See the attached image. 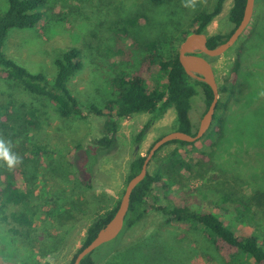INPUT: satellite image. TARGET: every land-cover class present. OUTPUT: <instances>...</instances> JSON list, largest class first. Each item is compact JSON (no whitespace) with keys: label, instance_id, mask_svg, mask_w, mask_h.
<instances>
[{"label":"trees","instance_id":"trees-1","mask_svg":"<svg viewBox=\"0 0 264 264\" xmlns=\"http://www.w3.org/2000/svg\"><path fill=\"white\" fill-rule=\"evenodd\" d=\"M6 1L7 9L0 12V132L7 138H11L14 133V125L19 124L21 130L17 132L16 137L23 147L20 155H17L14 149L10 150L12 154L21 158L20 163L12 168H9L6 163V166L0 169V220L5 225L11 224L7 230L9 232L8 237L12 242L20 244V250L29 249L31 256H35V258L36 255L44 257L60 249L70 231L68 222L75 218L74 213L89 211L85 209L87 200H83L79 196L74 199L79 209L71 206L70 210L55 212L58 206L54 199H51V208L42 209L41 204H32L34 201L33 190L27 185L25 188L21 185L22 178L23 181L28 180L26 176H30L28 181L32 182L35 179L33 174L28 176L26 173L25 168L28 159L27 156H23L27 155L28 151L30 155L35 157H42L49 152L47 145L35 142L28 149V145L24 143V140L32 139L28 134L30 131L28 126L38 125L42 113L46 112L43 110L44 107L50 105L54 113L62 119L102 118L99 135L95 136L87 145L79 143L73 147V161L68 160V167L63 170L66 176H55L62 183L83 186L89 191L92 189V179L97 171L103 151L111 148L118 141V121L121 118L141 112L150 114L148 120L135 135L136 143L141 141L154 121L161 118L170 108L175 110L176 115L174 130L194 134L197 128H194L189 117V112L193 106L192 99L202 92L201 96L206 111L213 94L207 84L186 74L178 60L177 53L168 56L163 54L161 43L172 35L173 32L168 31L171 29L170 26H162L160 33H158L157 28V33L153 36L144 33V27L148 26L147 23L150 21V13L157 7L172 6L174 0H142L135 5H128V12L118 14V18H112L110 25L115 41L113 46H109L105 50V58L109 62L107 67L112 70L111 75L107 78L112 95L101 106L94 103H87V105L82 106L68 87L69 79L83 65L82 54L78 47L68 45L58 51L53 60L56 71L52 79H48L41 72L29 71L6 55L4 46L8 31L12 28H34L41 24L47 16L48 0ZM224 1L215 0L211 7L200 10L194 9L195 7L183 8L184 12L186 10L193 11L191 12L192 18L189 27L181 34L180 41H183L187 35L193 32L205 33L208 24L221 12ZM175 2L184 4L183 0H175ZM185 2L187 3V0ZM198 2L199 0H196L195 6L198 5ZM245 3L246 0H232L228 12V21L232 27L226 33L208 35L206 44L209 48L224 42L230 36L242 18ZM172 9L169 11L170 13H173ZM187 13L189 14L190 11ZM179 24L174 27V30H178ZM248 29L251 34L236 46L229 98L226 100L218 98L216 104L213 126L211 127V140L206 145L209 148L208 151L192 152L193 149H196L194 146L196 141L202 137L194 142L172 140L163 145L161 148L170 144H178L167 155H164L165 159L159 166L152 171L147 170L146 176L132 191L121 233L114 240L86 255L80 264H97L100 259L112 252L114 254L109 257L106 264H141L147 258L175 264L174 260L179 249L187 250L189 254L194 253L197 248L196 244H198L195 239L198 235H201L208 244H211L222 257L233 256L232 260L236 261L246 257L257 264H264V233L259 230L260 226H255L260 223L255 219L256 212L254 210L255 207L264 203V188H252L251 195L247 196L241 191H237L233 186L234 184L230 183L229 180L225 179L224 182H219L223 186L222 190H227L220 194L221 202L228 204L229 210L239 223L252 228L251 233L237 235L229 223L223 220L221 213L216 211L218 209L205 207L195 192L197 189L186 186L183 180L190 173H193L195 177L205 178L208 173L214 170L215 155L220 151L216 152V148H230L225 141L232 102L230 96L234 94V88H236L234 82L237 75L238 78L240 74L241 77L243 75L244 78L248 77L246 72L241 73L243 68L241 54L254 32L250 26L245 31ZM134 56L137 58L135 64ZM119 63L125 64L124 67L117 68ZM155 68L159 74V80L156 86L150 87L147 77ZM4 81L8 84L3 87L1 85ZM18 91L27 93L29 100H20ZM14 107L19 108L22 114L13 115ZM182 146H187L188 149L186 148L183 152L179 149ZM189 151L198 155L185 156L188 155ZM157 152L152 160L155 159ZM231 156L237 158L233 154ZM143 160L144 155L141 154H136L130 160L126 181L139 172ZM256 176L263 180L264 168ZM173 185L178 190L177 195L173 198L165 196L166 204L153 208L166 217L165 224L176 221L185 227V234L183 233L178 238L173 233L163 236V232L158 229L147 237L130 240L131 243L122 245L123 249L115 254L118 251L115 249L121 244L125 232L136 225L150 208L148 198L155 195V190H168ZM119 200L106 208L104 212L98 213L86 225L82 242L69 264H72L76 254L89 244L98 230L111 218ZM9 204L17 205L19 209L6 212L5 209ZM90 209L92 210L93 207ZM225 210L227 212L228 209ZM37 216L39 220H36ZM35 221H38V224ZM195 235L197 236L194 237ZM193 243L195 246H192ZM184 244L185 246H181ZM101 247H104L103 254L100 258H96L94 253ZM224 251L228 253L226 256L223 254ZM16 252L18 253V251ZM15 253L12 252L10 255L3 256L0 252V264H24V251L18 257L14 256Z\"/></svg>","mask_w":264,"mask_h":264},{"label":"rangeland","instance_id":"rangeland-1","mask_svg":"<svg viewBox=\"0 0 264 264\" xmlns=\"http://www.w3.org/2000/svg\"><path fill=\"white\" fill-rule=\"evenodd\" d=\"M142 0H48L47 16L41 24L34 28H12L8 31L4 52L8 57L13 58L17 63L32 72H41L48 79L55 75L54 58L58 51L65 46L78 47L82 54V68L68 81V87L74 96L80 101L82 106L87 103H94L101 106L105 100L111 97L112 93L108 86L107 78L111 75L108 69L109 62L106 60L105 50L114 45L115 36L112 33V18H118V14L128 12V5H135ZM184 4L186 0H183ZM215 0H199L194 9L209 8ZM181 2L177 4L174 0L172 6L157 7L150 13V21L145 26L144 33L155 35L161 32V27L170 26L172 35L161 43L163 54H178L179 46L182 41L181 34L189 27L191 12L185 9ZM232 0H225L221 12L208 24L206 35L228 32L232 24L228 21V12ZM174 8V9H172ZM7 9V1L0 0V12ZM173 13H170V10ZM190 11L188 14L187 12ZM186 13V14H185ZM186 16V17H185ZM190 16V17H189ZM172 21V23H171ZM253 21V22H252ZM252 22V23H251ZM249 26L253 29L249 42L246 43L245 50L241 54L242 70L241 73L248 74L247 78L240 77L234 82V94L230 96L231 106L228 115V129L226 134V144L229 149H217L215 155L214 170L206 175L205 178L195 177L193 173L183 178L188 187L197 189L195 192L202 201L203 205L209 209H218L223 216V220L229 223L232 230L237 234L251 233V226L244 225L237 221L226 202H221L223 186L219 182L225 179L237 191L249 196L252 188H264V178H258L256 174L264 168V0H255L254 13ZM178 26V30L174 27ZM172 25V26H171ZM248 26V27H249ZM247 27V28H248ZM250 30L243 32L235 44L217 57L207 58L213 67L217 88L218 98L226 100L229 98L230 84L232 83V66L236 54V46L240 41L246 40ZM134 64L137 63L136 56L133 57ZM125 64L119 63L117 68L124 67ZM119 66V67H118ZM115 68V69H117ZM157 69H152L148 74L147 81L150 87L157 85L159 80ZM246 79V80H245ZM246 82V83H245ZM1 84V83H0ZM6 81L1 86H6ZM196 95L192 99V108L189 117L194 128L198 127L199 121L205 112V103L202 96ZM20 100H29L27 93L18 91ZM43 110L38 125L28 126V134L31 140H24L28 149L36 142L47 145L49 152L42 157H35L29 151L27 156L26 173L28 176L33 174L35 179L31 182L21 180L23 188L27 185L34 192V201L42 206V209L51 208L52 200L57 202L58 208L55 212L70 210L71 206L77 209L76 196L87 200L85 211L76 212L75 218L69 220L70 231L66 235L62 246L54 253L41 257L31 256L29 249L20 250V244L12 242L8 237V227L0 220V252L4 255L15 253V257L20 256L24 251V264H69L73 254L79 247L84 236L87 224L95 218L98 213H102L106 208L112 206L121 198L126 186L128 165L130 160L136 155H145L152 143L161 135L173 131L176 127V115L173 108L168 109L165 114L154 121L152 126L145 132L139 143L135 142V135L148 120L150 114L146 112L132 114L123 117L118 121L117 143L111 148L103 151L97 171L92 179V189L87 191L83 186H74L72 183H62L55 176L64 175V168L68 167V160L73 161L72 149L76 144H89L92 139L99 135V128L102 118L88 117L81 119H62L59 118L53 108L49 105ZM13 115L22 114L21 110L14 107ZM215 113V112H214ZM206 131L199 141H196L192 152L199 150L208 151L206 147L210 142L211 127ZM21 130L19 124L14 125V133L11 138H7L0 132V139L4 140L9 150L14 149L20 155L23 145L17 139V132ZM12 132V131H11ZM11 134V133H10ZM33 143V144H32ZM178 144H170L161 148L155 159L151 160L148 170L152 171L159 166L172 149ZM187 146L179 148L185 152ZM219 148V147H218ZM189 151L185 156H197ZM231 154L235 155L231 156ZM32 159V160H31ZM6 166V161L0 159V169ZM16 166V165H15ZM71 180V179H70ZM20 185V186H21ZM26 186V187H27ZM218 189V190H217ZM176 186H170L168 190H155V195L148 198L149 209L144 217L125 232L121 239V244L115 250L118 254L123 248L122 245L131 243L130 240L140 237H147L159 229L163 236L173 233L177 238L185 234L186 228L176 221L165 224L166 217L153 207L165 205V196L175 197L177 195ZM85 198V199H84ZM76 204V205H75ZM215 204V205H214ZM38 205V204H37ZM216 206V207H215ZM218 206V207H217ZM93 209L91 210L90 208ZM228 207V208H227ZM17 205L9 204L5 209L18 210ZM225 209H228L227 212ZM91 210V211H90ZM255 219L260 223L259 230L264 233V203L254 208ZM38 219V216L36 218ZM38 224V221H35ZM245 226V227H243ZM7 227V228H6ZM51 229V228H50ZM59 233V232H57ZM195 235L194 237H196ZM197 248L194 253L189 254L187 250L179 249L175 257V264H257L252 259L242 257L239 260H232L233 256L222 257L215 248L208 244L201 235L195 239ZM181 246H185L181 245ZM192 246H195L193 243ZM101 247L94 253L96 258L102 256ZM4 252V253H2ZM113 252L100 259L97 264H106ZM224 256L228 253L223 252ZM141 264H170L156 259H145Z\"/></svg>","mask_w":264,"mask_h":264},{"label":"water","instance_id":"water-1","mask_svg":"<svg viewBox=\"0 0 264 264\" xmlns=\"http://www.w3.org/2000/svg\"><path fill=\"white\" fill-rule=\"evenodd\" d=\"M254 6L255 0H246L239 24L224 42L213 48L207 46V35L204 32L190 33L181 42L178 50V60L181 66L188 76L204 82L211 88L213 94L212 100L202 115L194 134L173 130L160 136L152 143L144 155L139 172L127 181L115 212L107 223L98 230L89 244L76 254L72 264H80L86 255L91 254L103 244L114 240L121 233L124 227L125 216L129 209L131 193L136 185L146 176L150 161L163 145L172 140L194 142L200 139L209 129L218 101V88L213 67L207 57L220 56L235 44L249 26L254 13Z\"/></svg>","mask_w":264,"mask_h":264},{"label":"clouds","instance_id":"clouds-1","mask_svg":"<svg viewBox=\"0 0 264 264\" xmlns=\"http://www.w3.org/2000/svg\"><path fill=\"white\" fill-rule=\"evenodd\" d=\"M196 0H187L185 7H195ZM0 159L6 161L9 168L14 167L21 162V158L12 154L8 147H6L4 140L0 139Z\"/></svg>","mask_w":264,"mask_h":264},{"label":"flooded vegetation","instance_id":"flooded-vegetation-1","mask_svg":"<svg viewBox=\"0 0 264 264\" xmlns=\"http://www.w3.org/2000/svg\"><path fill=\"white\" fill-rule=\"evenodd\" d=\"M210 58V57H209Z\"/></svg>","mask_w":264,"mask_h":264}]
</instances>
